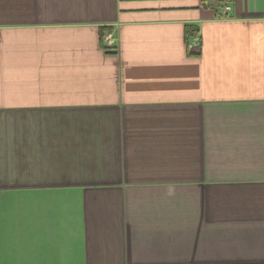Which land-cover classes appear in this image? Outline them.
I'll return each mask as SVG.
<instances>
[{
	"label": "crops",
	"instance_id": "1",
	"mask_svg": "<svg viewBox=\"0 0 264 264\" xmlns=\"http://www.w3.org/2000/svg\"><path fill=\"white\" fill-rule=\"evenodd\" d=\"M205 1L0 0V264H264V0Z\"/></svg>",
	"mask_w": 264,
	"mask_h": 264
},
{
	"label": "built area",
	"instance_id": "2",
	"mask_svg": "<svg viewBox=\"0 0 264 264\" xmlns=\"http://www.w3.org/2000/svg\"><path fill=\"white\" fill-rule=\"evenodd\" d=\"M229 9H230L229 5H224V7H223L224 12H227ZM103 41H104L105 49L110 50V49L115 47L116 38L114 37V35L111 31L106 32L103 35ZM198 44H199L198 40H197V38H195L194 43H192V45L197 46Z\"/></svg>",
	"mask_w": 264,
	"mask_h": 264
},
{
	"label": "trees",
	"instance_id": "3",
	"mask_svg": "<svg viewBox=\"0 0 264 264\" xmlns=\"http://www.w3.org/2000/svg\"><path fill=\"white\" fill-rule=\"evenodd\" d=\"M220 2L221 1H212V0H209V1H205L204 4L205 5H210V6H218V5H220Z\"/></svg>",
	"mask_w": 264,
	"mask_h": 264
}]
</instances>
